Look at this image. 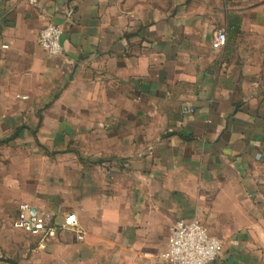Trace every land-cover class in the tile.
<instances>
[{
  "label": "crops",
  "instance_id": "crops-1",
  "mask_svg": "<svg viewBox=\"0 0 264 264\" xmlns=\"http://www.w3.org/2000/svg\"><path fill=\"white\" fill-rule=\"evenodd\" d=\"M21 204L85 238L41 249ZM181 219L264 264V0H0V264H167Z\"/></svg>",
  "mask_w": 264,
  "mask_h": 264
},
{
  "label": "built area",
  "instance_id": "built-area-1",
  "mask_svg": "<svg viewBox=\"0 0 264 264\" xmlns=\"http://www.w3.org/2000/svg\"><path fill=\"white\" fill-rule=\"evenodd\" d=\"M37 5L40 0H28ZM63 27L49 23L38 37L39 46L51 56H60L64 53L62 37ZM227 36L223 30H218L212 46L219 50L226 45ZM184 114H191L194 109L185 104L182 106ZM13 226L16 230L26 232L40 239L39 247L45 249L57 238L61 231H70L79 239L85 238V231L76 217L69 215L64 222L57 225L53 222L50 213L42 211L30 204H21ZM223 242L210 235L208 229L198 219L178 220L171 229L167 249L160 254V259L167 264H212L223 254Z\"/></svg>",
  "mask_w": 264,
  "mask_h": 264
}]
</instances>
